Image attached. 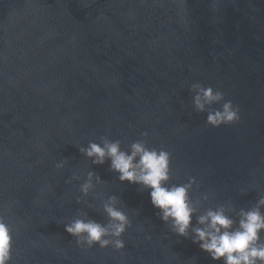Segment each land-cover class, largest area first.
Segmentation results:
<instances>
[{"label":"water","instance_id":"water-1","mask_svg":"<svg viewBox=\"0 0 264 264\" xmlns=\"http://www.w3.org/2000/svg\"><path fill=\"white\" fill-rule=\"evenodd\" d=\"M197 82L222 91L240 120L206 124L189 91ZM102 136L124 150L143 139L169 151V183L194 177L192 198L209 196L201 212L252 207L264 195V0H0V212L13 228L11 264H222L170 232L148 190L79 152ZM89 170L103 183L82 197ZM95 193L116 195L129 216L123 250H82L64 230L78 213L107 223Z\"/></svg>","mask_w":264,"mask_h":264},{"label":"clouds","instance_id":"clouds-1","mask_svg":"<svg viewBox=\"0 0 264 264\" xmlns=\"http://www.w3.org/2000/svg\"><path fill=\"white\" fill-rule=\"evenodd\" d=\"M189 91L194 93L192 103L195 110L207 113L206 124L220 127L240 120L239 107L231 100H225L222 91L198 82L191 84ZM214 104L221 107L214 109ZM142 135L147 136V133ZM79 152L93 165L108 162L109 170L117 174L121 183L128 182L138 185L142 191L148 190L156 216L168 226L169 231L190 238L212 260L222 261V264H264V195L247 209L237 210L232 204H220L201 212L199 206L209 196L204 194L195 200L192 198L193 186L199 187L194 177H189L182 184L169 183L171 153L164 148H150L145 140L138 139L124 150L120 140L102 136L99 142L89 141L87 146H80ZM65 163L66 160H62L55 167L62 169ZM77 179L76 176L71 177V180ZM101 183L103 181L95 171L89 170L79 187L82 197L94 193L96 185ZM94 198L101 201L107 223L98 222L86 213H78L64 224V230L75 238L82 250L97 245L123 250L125 242L121 237L131 227L129 216L119 207L116 195L105 198L103 193H95ZM81 202L82 198L78 197L77 203ZM13 240V228L0 212V264H11Z\"/></svg>","mask_w":264,"mask_h":264}]
</instances>
